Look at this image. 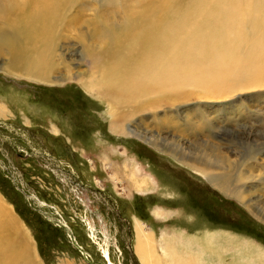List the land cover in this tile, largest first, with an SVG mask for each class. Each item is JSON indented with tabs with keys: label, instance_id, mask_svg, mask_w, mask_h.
I'll return each mask as SVG.
<instances>
[{
	"label": "rangeland",
	"instance_id": "374dc122",
	"mask_svg": "<svg viewBox=\"0 0 264 264\" xmlns=\"http://www.w3.org/2000/svg\"><path fill=\"white\" fill-rule=\"evenodd\" d=\"M31 1L0 0V223L27 250L21 264H139L135 219L152 232L159 255L166 235L181 234L179 252L209 251L202 264H264V77L238 73L246 47L224 31L214 41L198 38L244 4L256 13L239 28L250 38L263 34L264 0H172L151 31L161 41L151 55L173 56L195 34L206 58L231 66L219 73L232 82L212 94L192 82L135 92L115 109L125 135L110 130L114 105L97 96L95 82L129 57L118 39L134 27L142 34L140 17L159 1H54L44 31L28 25ZM178 148L197 166L210 158L205 175L228 181L229 197L185 167ZM132 168L152 176L155 188L134 192ZM217 234L236 246L220 252L208 239Z\"/></svg>",
	"mask_w": 264,
	"mask_h": 264
},
{
	"label": "bare ground",
	"instance_id": "6f19581e",
	"mask_svg": "<svg viewBox=\"0 0 264 264\" xmlns=\"http://www.w3.org/2000/svg\"><path fill=\"white\" fill-rule=\"evenodd\" d=\"M54 1L56 3L58 0H34V2L31 1L32 3L30 15L28 17V25L44 31V27L51 21L52 16L55 13ZM158 1L159 3L157 6L146 8L145 12L139 19L140 24H138V26H142L143 28H145L142 34V29L141 31H139L138 27H134L118 39L121 40L120 43L124 44L123 46H120V48L122 50L129 51V57L126 60L123 58L116 65L106 70L99 76V78L95 82V89L100 91L97 93V96L111 101V105H114L113 112L111 114L113 116V119L115 120L110 122V130L115 134L125 135L122 125L119 122L116 123L117 120L120 121L121 119H118L119 115L117 114V111H115V109L117 106H120L124 104L125 101L129 100H125V98L135 92L152 91L162 93L163 90L169 89L173 91L178 89L186 82H192L197 86L203 87L205 90H207V93L212 94L215 93V91L220 87H229L232 82L229 81L226 83V80L224 79L225 77L223 78L224 73H219V71L221 70H230L231 66L230 68H226L224 64H219V62L216 60L206 58L205 56L207 55L205 54V47H196L193 43V41H195L194 38L198 37L195 34L189 36V38H187L185 42H181L180 47L177 48L180 49V51H176L173 56L169 57L163 55H151L155 51V48H157L161 44V41L160 44H157L151 40V31H155L164 23L163 21H161L164 18L163 12L168 10L171 7L170 4H172V0ZM255 13L256 8L254 5L252 6L244 4L240 7L231 9L226 18L213 19L216 27L210 32H207V35L203 33L202 35H204V37L198 38L203 41L205 40L204 38H209V40L212 39L211 41H214L215 38L218 37L216 34L224 31L223 37L236 40V46L240 43H243V45H245L243 47H246V52L244 53V57L242 59H238V65H234V67H237V71L239 70L242 75L247 73L252 77L261 78L264 77V33L256 35L254 38H250L243 34V30L239 28L240 25L245 22L247 17L254 16ZM155 15H159V17H154ZM253 27L254 28L252 31H260L257 23H253ZM211 32H213L214 34H212ZM167 37L168 36L166 34L163 35L162 41ZM226 41H228V39ZM8 42L9 40L7 39L6 44H8ZM237 50L239 52L240 49L234 47L233 51L237 52ZM44 58V56H41L37 60V63H44L41 60ZM206 63H208V65L210 63L211 65L208 66L206 65ZM214 68L215 70L212 71V69ZM207 72H212V74L207 75ZM216 74L219 76L217 77ZM225 74H227V72H225ZM249 75L248 78H250ZM144 80L147 81V84L141 85V81ZM82 85L86 90H95L94 87L90 84ZM54 131L55 133H57L56 129H54ZM136 136L138 138H142L140 134ZM145 136L142 139L148 140L149 138H146ZM180 153L181 155H183V158L186 157L187 159H189V162L182 163L185 167H188V169L190 168L196 173L205 177L214 187H216L222 193L225 194L232 191L228 181L224 182V186L219 185V181L222 179L220 176L214 174L205 175V172L214 167L212 165L213 161H210V158H200L202 160H200V163L198 164L202 165L197 166V164L194 163L198 162V160L195 159L196 156H191L192 153L190 154V156H188V154L185 155L183 154L184 151L183 153L180 151ZM214 157L215 155H213L212 158ZM183 158L179 157L177 159L182 160ZM190 160H193V163ZM131 171L132 173L129 176V179L134 192L140 194L150 191L151 186L152 190L155 188V184L153 183L154 179L152 176H147L145 174L141 177L139 175V169L134 171L132 168ZM244 175L242 173L240 175V178L238 176L239 182L244 181V179L247 177H243ZM257 185L261 186L260 183H258ZM244 188L245 187L242 184L237 190L239 191V193H241L242 189ZM246 189L247 188H245V190ZM225 195L228 196L227 194ZM156 212L160 217L162 215L166 216L168 213L160 209H157ZM134 223L136 240H134L133 252L139 264H202L201 261H205L204 255L209 254V251L204 250L205 248L203 249V247L201 250H198L197 248L198 251L192 249L187 251L184 250L186 254L183 251H181L183 253L179 252L178 247L182 243V235L180 234L179 236L166 235L162 248L163 253L162 255H159L157 249L154 247L155 242L152 237V232L145 230L143 228V224L139 220L135 219ZM8 230V226H4L2 223H0V264H21V261L23 262L26 259H29V255L27 254V250L22 248V245L15 244L14 237L16 236ZM222 236H210L208 239L213 245H216V248H218L220 252H226L227 250L233 249L232 247L236 246L234 240L228 238L230 235L227 237V239L229 240H226ZM197 239L198 238H196L195 241L196 244H199V241L203 242V239H201L202 241L200 239L199 241H197ZM203 244L205 243L203 242ZM203 246L206 247L205 245ZM212 254L213 259L222 257L221 254H217L216 256L214 255V252H212ZM207 264L226 263L223 259L220 258V262L212 261Z\"/></svg>",
	"mask_w": 264,
	"mask_h": 264
}]
</instances>
